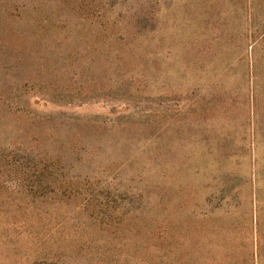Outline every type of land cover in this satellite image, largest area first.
<instances>
[{
    "label": "rangeland",
    "instance_id": "1",
    "mask_svg": "<svg viewBox=\"0 0 264 264\" xmlns=\"http://www.w3.org/2000/svg\"><path fill=\"white\" fill-rule=\"evenodd\" d=\"M262 209L264 0H0V264H264Z\"/></svg>",
    "mask_w": 264,
    "mask_h": 264
},
{
    "label": "trees",
    "instance_id": "2",
    "mask_svg": "<svg viewBox=\"0 0 264 264\" xmlns=\"http://www.w3.org/2000/svg\"><path fill=\"white\" fill-rule=\"evenodd\" d=\"M250 184H251V191L253 190L252 193H251L252 194L251 206H252L253 216H254L255 214L257 215V213L259 212V206H257V200L258 199H257V196H256V194H257V188L254 187V185L256 186V180L255 179H252L250 181ZM230 189L232 190V188H230ZM262 212L264 214V209H262ZM255 217H257V216H255ZM256 220H257V218H256Z\"/></svg>",
    "mask_w": 264,
    "mask_h": 264
}]
</instances>
